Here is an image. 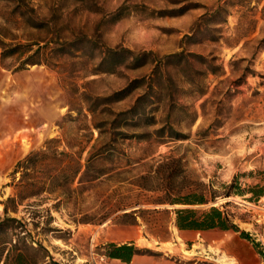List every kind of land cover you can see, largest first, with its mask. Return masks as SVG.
Segmentation results:
<instances>
[{"label":"rangeland","instance_id":"rangeland-1","mask_svg":"<svg viewBox=\"0 0 264 264\" xmlns=\"http://www.w3.org/2000/svg\"><path fill=\"white\" fill-rule=\"evenodd\" d=\"M142 22L161 34L158 42L135 35ZM0 41L26 51L0 60V221H17L0 232V264H13L7 253L19 240L28 264H262L250 233L264 196V0H0ZM76 41L77 51L65 46ZM109 50L150 60L134 68ZM179 53L202 59L154 76L156 61ZM127 87L138 88L114 100ZM149 87L143 111L152 124L118 116ZM165 123L182 138H158ZM49 140L82 164L110 144L96 163L104 176L67 197L16 199L4 213L21 177L16 164ZM192 192L208 202L154 203ZM211 207L236 231L174 226L173 210ZM109 243H132L141 255L110 259Z\"/></svg>","mask_w":264,"mask_h":264},{"label":"trees","instance_id":"trees-1","mask_svg":"<svg viewBox=\"0 0 264 264\" xmlns=\"http://www.w3.org/2000/svg\"><path fill=\"white\" fill-rule=\"evenodd\" d=\"M4 1L18 2L19 0ZM21 16L25 18V14H22ZM26 22L32 28H43V23L35 20L34 18L26 17ZM82 44L83 42L79 43L78 41H76L73 43L65 44V46H71L72 50L77 51L80 49V47L78 46H82ZM23 47L24 46L21 45L10 47L4 42L0 41V60L9 58L16 54L26 53V51L22 50ZM106 52L107 55H124V60H130L131 65L134 68L142 67L146 65L150 60V53H142L134 56L130 51L126 50H122L120 52H111L109 50ZM32 58L33 56L28 57L23 64H27ZM189 59L199 60L202 59V57L194 54L183 55V53L166 56L160 61H156L153 71L154 76L157 75L161 67H168L172 66L173 64L180 65L184 62H187ZM208 68L210 69V72L212 74L216 73L217 67L208 65ZM134 88L138 87H127L123 91L117 93L113 97L114 100H120L121 98L129 94ZM153 92L154 87H149L148 92L140 96L136 100V104L129 111L121 113L118 116H129L130 118L136 117V119L145 121L147 124H152L154 122V119L152 117H147V115L144 114L143 109L144 106L150 105V98L153 97ZM124 120H127V118L123 119V122ZM119 122L122 123V121H119V119H115L113 121L114 128H117L116 126H122ZM155 134L158 138H182V135L175 132L166 123L161 128L157 129L155 131ZM119 135L122 134L119 133ZM56 143V140L47 141L45 150H39L37 152L31 153L24 160L19 161L16 164L15 171H20L21 177L18 184L16 185V195L14 197H9L6 202L3 203L4 213H7L9 210L7 204H16V199L20 202H23L27 198L39 196L43 193L57 194L60 197H67L72 192L79 190L81 191L85 184H90L104 176V172L96 167V163L104 159L105 154L108 151V149L106 148L110 146V144H102L98 148H95L92 152H90L89 156L85 160V164H82L80 154L74 156L64 151H58L57 147L55 146ZM53 144L54 146L52 147ZM75 180H77L78 187L76 189H71V186L75 182ZM207 202L208 201L206 200L203 193L192 192L185 195L178 194L174 197L167 196L164 198H160L157 199L154 203L189 207L195 205H204ZM139 212L141 211L135 210L130 213H125L123 214V217H134L133 215ZM154 212L157 213L158 211ZM173 212L175 214L174 226L178 231L202 232L215 229L223 231L236 229V227L232 225L225 216H223L222 212L215 207H211L207 211H198L191 208H180L173 210ZM13 223H17L16 219L14 218L6 217L4 220L0 221V232L4 230H15L16 227L12 225ZM243 238H246V236L243 235ZM20 244L21 243L19 240V242L15 243L11 247L10 254L7 253V258L12 256L13 264H28L25 260V257L23 256V251L20 247ZM39 249H42L40 245H38V250ZM104 249L106 251L105 255L108 258L119 260L123 263H129L135 256L141 255V250L137 249L132 243L122 245L109 243L105 246ZM42 250L45 251L44 249Z\"/></svg>","mask_w":264,"mask_h":264},{"label":"built area","instance_id":"built-area-1","mask_svg":"<svg viewBox=\"0 0 264 264\" xmlns=\"http://www.w3.org/2000/svg\"><path fill=\"white\" fill-rule=\"evenodd\" d=\"M256 210L258 213L256 229L250 233V236L260 253L262 264H264V196L259 199Z\"/></svg>","mask_w":264,"mask_h":264},{"label":"clouds","instance_id":"clouds-1","mask_svg":"<svg viewBox=\"0 0 264 264\" xmlns=\"http://www.w3.org/2000/svg\"><path fill=\"white\" fill-rule=\"evenodd\" d=\"M146 22H142L141 31L136 33L138 37H143L144 39L149 40L151 43H156L160 40L161 34L153 28L144 26Z\"/></svg>","mask_w":264,"mask_h":264},{"label":"bare ground","instance_id":"bare-ground-1","mask_svg":"<svg viewBox=\"0 0 264 264\" xmlns=\"http://www.w3.org/2000/svg\"><path fill=\"white\" fill-rule=\"evenodd\" d=\"M186 253L191 254L193 252L191 251V252H186ZM216 262L218 264H236V262L234 260H229V259H226L225 257H221V258L217 259Z\"/></svg>","mask_w":264,"mask_h":264},{"label":"crops","instance_id":"crops-1","mask_svg":"<svg viewBox=\"0 0 264 264\" xmlns=\"http://www.w3.org/2000/svg\"><path fill=\"white\" fill-rule=\"evenodd\" d=\"M155 264H157V263H155ZM160 264V263H159Z\"/></svg>","mask_w":264,"mask_h":264}]
</instances>
